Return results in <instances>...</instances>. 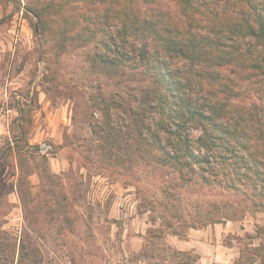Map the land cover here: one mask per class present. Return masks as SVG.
Masks as SVG:
<instances>
[{"label": "trees", "instance_id": "trees-1", "mask_svg": "<svg viewBox=\"0 0 264 264\" xmlns=\"http://www.w3.org/2000/svg\"><path fill=\"white\" fill-rule=\"evenodd\" d=\"M228 4L49 0L25 8L34 34L91 42L92 65L109 79L119 77L121 88L91 97L99 112L92 134L109 157L137 161L158 181L151 198L140 191L151 226L138 258L154 257L152 249L166 235L181 237L188 228L230 219L237 200L264 211V99L247 101L251 88L264 86V0ZM137 74L141 80L133 84L130 76ZM17 111L8 146L19 156L32 145L29 114ZM182 192L187 201L180 209L173 203ZM254 238L257 244L238 237L230 264H264V226ZM15 253L16 264L40 263L23 239L11 245L12 262ZM155 257L165 264L198 259L190 250L169 248Z\"/></svg>", "mask_w": 264, "mask_h": 264}, {"label": "rangeland", "instance_id": "rangeland-1", "mask_svg": "<svg viewBox=\"0 0 264 264\" xmlns=\"http://www.w3.org/2000/svg\"><path fill=\"white\" fill-rule=\"evenodd\" d=\"M48 1L0 3V264H16L11 245L20 239L40 254L39 264L160 263L155 256L168 248L192 251L195 264H230L239 253L238 237L257 244L264 211L237 200L230 219L183 229L181 237L166 235L152 249L154 257L138 258L151 226L140 191L151 198L158 181L137 161L109 157L95 140L99 112L91 97L121 88L119 77L109 79L92 65L91 42L34 34L25 8ZM130 79L135 84L141 76ZM249 94L247 101L258 103L264 86ZM19 107L30 117L32 147L18 156L8 142ZM178 198L173 204L181 209L186 193Z\"/></svg>", "mask_w": 264, "mask_h": 264}]
</instances>
